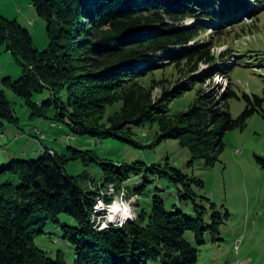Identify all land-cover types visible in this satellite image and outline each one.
Returning a JSON list of instances; mask_svg holds the SVG:
<instances>
[{
  "label": "trees",
  "instance_id": "16d2710c",
  "mask_svg": "<svg viewBox=\"0 0 264 264\" xmlns=\"http://www.w3.org/2000/svg\"><path fill=\"white\" fill-rule=\"evenodd\" d=\"M263 1L33 0L38 18L47 25L50 45L45 51L35 47L28 29L0 15V48L10 52L22 68L19 80L9 77L0 83V138H5L6 124H19L3 92L9 88L25 100L33 117L48 118L54 110V122L66 125L75 136L133 143L132 127L158 124L164 134L160 140L179 139L191 149L190 169L195 170L202 161L213 164L217 160L213 152L224 149L221 136L244 128L262 110L264 99L245 94L247 107L233 120L225 109L227 99L237 97L229 82L219 100L201 94L189 112L170 118L167 107L186 87L163 89L157 101L154 91L164 81L152 80L147 86L144 80L164 66L161 61L179 70L186 68L191 74L201 63L214 64L211 44L191 45L206 30L203 24L211 22L216 33L224 35L229 26L256 17ZM217 7L224 16L229 11L228 20L208 13ZM244 10L253 13L242 14ZM237 14L240 17L235 18ZM190 18L196 23L186 27L184 21ZM216 72L228 79L227 72ZM44 94L48 97L35 101ZM116 104H121L120 109L107 117L108 108ZM220 123L221 135L216 138ZM68 149L71 153L67 156L47 148L38 159L13 160L1 172L21 184L7 181L0 188V264H69L62 251L52 258L35 244L36 236L45 233L49 222L58 223L61 215L77 223L72 234L65 236L75 249L74 264H199L198 250L186 240V233L192 232L203 245L207 232L220 235L230 215L197 195L194 185L204 187L202 181L169 165L160 176L170 177L181 192V200L193 202V216L167 210L163 198L155 195L150 213L137 201L135 220L101 228L96 225L103 215L97 211L98 202L111 206L115 197L94 186L86 190L66 175L65 165L70 160L96 161L90 151ZM260 162L264 167V161ZM102 166L114 173L106 179L107 190L113 187L118 195L127 191L128 198L144 195L145 186L134 191L126 187L132 174H143L142 164L121 165L118 172L113 165Z\"/></svg>",
  "mask_w": 264,
  "mask_h": 264
},
{
  "label": "rangeland",
  "instance_id": "374dc122",
  "mask_svg": "<svg viewBox=\"0 0 264 264\" xmlns=\"http://www.w3.org/2000/svg\"><path fill=\"white\" fill-rule=\"evenodd\" d=\"M28 2L29 6H33V0ZM260 5V12L256 17L244 18L236 25H228L224 35L216 33L217 29L211 26V22L207 23L209 25L203 24L206 30L191 45L211 44L216 60L214 64L201 63L198 71L191 74L186 68L179 70L175 65L168 64V61H161L160 64L164 66L144 80L147 86L151 85L152 80L164 81L165 86H159L154 91L157 101L163 89L186 87L185 93L172 100L167 107L170 118L189 112L199 101L201 94H211L219 100L220 93L227 89L229 82L237 93V97L228 98L225 104V109L233 120H238L247 107L245 94L264 99V1ZM31 13L32 17L27 14L31 17L28 22L34 21V26L28 23L24 27L30 31L35 47L39 51H45L50 45L47 25L38 18L34 6ZM208 13L221 21L229 18V11L224 16L220 7L211 9ZM250 13L253 11L242 12ZM237 17L240 14L235 16ZM195 23L193 18L184 21L186 27ZM7 57L11 59L10 64L6 62ZM3 69L7 72L0 75V83L9 77L16 81L22 76V68L12 54L0 48V70ZM217 70L227 72L228 79L223 80L222 75L216 74ZM219 78L222 81H218ZM3 92L12 103L19 124H6L3 129L5 138H0V188L7 181L15 186L21 184L17 178L1 173L13 160H36L45 154L47 148L68 156L71 153L68 148L73 147L90 151L96 157V161L85 162L78 158L65 165L66 175L75 178L82 188H101L104 193L115 197L113 204H128L135 218L137 201L140 202L141 209L150 213L155 195L163 198L167 210L177 209L193 216V202L181 200V192L170 177L160 176L161 171H166L170 165L184 175L194 176L202 181L204 187L194 185L197 195L210 199L217 211L230 213L220 228V235L214 236L207 232L203 245L197 243L192 232L186 233V240L198 250L199 264H264V167L260 162L264 161V103L262 110L253 115L244 128L238 127L221 136L224 149L221 153L213 152L217 156L213 164L207 165L202 161L192 170L188 166L192 158L191 149L184 147L179 139L160 140L159 137L164 134L158 124L132 127L133 143L117 138L75 136L66 125L54 122V110L48 114V118L33 117L24 99L9 88H3ZM43 97L47 98L48 95L36 96L35 101L40 102ZM120 107L121 104H116L108 108L107 117ZM222 125L220 123L217 128L219 136L216 138H220ZM42 135L45 138L42 139ZM102 163L113 165L116 172L122 171L121 165L142 164L143 174H132L126 187L134 191L145 186L144 195L140 198H128L127 191L126 195H118L113 187L107 190L106 179L114 173L106 170ZM148 167L151 169L147 170ZM1 194L0 190V197ZM98 206L97 211L103 215L97 218L96 225L103 228L104 223L108 222L110 206L104 201H99ZM76 226L77 223L72 218L61 215L58 223L49 222L44 228L45 233L36 236L35 244L52 258L62 251L68 263L74 264L75 249L65 236L72 234V229Z\"/></svg>",
  "mask_w": 264,
  "mask_h": 264
},
{
  "label": "crops",
  "instance_id": "0c3cea01",
  "mask_svg": "<svg viewBox=\"0 0 264 264\" xmlns=\"http://www.w3.org/2000/svg\"><path fill=\"white\" fill-rule=\"evenodd\" d=\"M28 1L29 0H0V15L10 21H12V19L14 18L15 21L19 22L23 26L28 23L34 26V21L28 22L29 18H31L33 15L31 13L33 6L32 4L29 6ZM27 14L30 15L31 17H29ZM7 58H6V62L8 61V64H10L11 59H9V57ZM6 72L7 70L4 69L0 70V75L2 74L4 75V73Z\"/></svg>",
  "mask_w": 264,
  "mask_h": 264
},
{
  "label": "bare ground",
  "instance_id": "6f19581e",
  "mask_svg": "<svg viewBox=\"0 0 264 264\" xmlns=\"http://www.w3.org/2000/svg\"><path fill=\"white\" fill-rule=\"evenodd\" d=\"M249 17H246V19H248ZM251 18V17H250ZM224 78H226V77H224L223 76V80H224ZM222 79H217L218 81H222ZM227 79V78H226ZM114 190V189H113ZM123 195H125V192H123ZM124 205H128V204H124L123 202H117V203H115V204H113V205H111L110 207H109V214H108V217L109 216H114L116 219L114 220V221H109L108 220V222L109 223H115V224H117V225H119V217H120V215H122V213H123V211H124ZM102 206H104V205H102ZM129 206V205H128ZM130 207V206H129ZM132 209V208H131ZM133 211V210H132ZM133 215H134V213H133ZM107 217V218H108ZM129 220V219H128ZM127 221V220H126ZM125 221V222H126ZM108 222H105L104 223V225L106 224L107 226L105 227V226H103V228H107L108 227ZM125 222L123 223V224H125Z\"/></svg>",
  "mask_w": 264,
  "mask_h": 264
},
{
  "label": "clouds",
  "instance_id": "9594fccd",
  "mask_svg": "<svg viewBox=\"0 0 264 264\" xmlns=\"http://www.w3.org/2000/svg\"><path fill=\"white\" fill-rule=\"evenodd\" d=\"M134 215H133V211L131 209V207H129L128 205H124V211L122 213V215H120L119 217V225L118 226H122L123 223L128 220V219H134ZM109 221H114L116 218L114 216H109L107 218ZM105 227L107 226L106 224L104 225Z\"/></svg>",
  "mask_w": 264,
  "mask_h": 264
},
{
  "label": "water",
  "instance_id": "95a60500",
  "mask_svg": "<svg viewBox=\"0 0 264 264\" xmlns=\"http://www.w3.org/2000/svg\"><path fill=\"white\" fill-rule=\"evenodd\" d=\"M133 220L132 219H129V220H127L126 222H125V224L126 223H129V222H132ZM113 224H115V223H113ZM115 225H117V224H115Z\"/></svg>",
  "mask_w": 264,
  "mask_h": 264
},
{
  "label": "built area",
  "instance_id": "2783aa9c",
  "mask_svg": "<svg viewBox=\"0 0 264 264\" xmlns=\"http://www.w3.org/2000/svg\"><path fill=\"white\" fill-rule=\"evenodd\" d=\"M54 126H55V124H54ZM2 138H4L3 136H2ZM43 138H45V136L44 135H42V139ZM8 148V147H7ZM97 209H99V206H97Z\"/></svg>",
  "mask_w": 264,
  "mask_h": 264
}]
</instances>
